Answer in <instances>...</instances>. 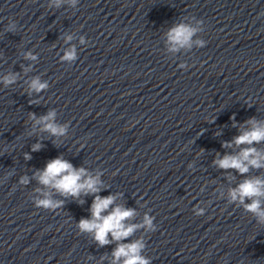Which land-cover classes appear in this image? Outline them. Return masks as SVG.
<instances>
[{"label": "clouds", "instance_id": "9594fccd", "mask_svg": "<svg viewBox=\"0 0 264 264\" xmlns=\"http://www.w3.org/2000/svg\"><path fill=\"white\" fill-rule=\"evenodd\" d=\"M74 5L76 0H70ZM63 0H55V6L60 7ZM16 28L15 21L8 24L7 31L14 32ZM198 29L188 23H179L169 29L167 33L170 51H179L182 48H190L192 46V38L196 35ZM67 40L72 37L68 36ZM83 43V38L81 39ZM199 47H204L205 40L196 41ZM25 59L35 60L36 57L30 52L25 54ZM75 59V49H69L64 53L62 60L72 61ZM183 67V65H181ZM17 75L10 73L0 78L5 86L14 84ZM48 87L47 82H42L39 77H34L29 84V94L31 92L39 93ZM55 111H49L47 115L36 119L35 114H30L35 123L43 125L42 131L49 132L52 136L59 137L66 133V126L57 125L54 122ZM234 119V117H233ZM250 125L247 130H242L241 134L236 136L232 142H225L222 146L231 148L235 145L240 150L235 154H225L213 161V164L222 170H236L239 174L244 175L250 169H264V151L253 147L264 141V122L251 118L246 121ZM241 145L247 147L240 148ZM41 144L37 143L32 146V151H39ZM25 159H31L28 153H25ZM35 178L41 185L51 187L61 196L79 198L81 194H97L100 192L99 185L101 180L99 176L88 174L84 167L75 168L69 161L62 157H56L48 161L42 170H38ZM20 184H27L28 179L21 177ZM39 191V189H37ZM117 197L108 195L101 197L94 195L90 208L91 218H81L77 222V228L81 233L92 234L93 240L101 247L117 242V246L112 252L111 264H151V259L142 255L145 248L143 239H137L131 243H123L128 237L132 236L139 228H145L149 231H156L153 224V217L145 214L141 224H128L126 221L132 219L136 215V210L121 205H114ZM228 199L230 203H238L243 206L244 210L251 213L260 225H264V178L259 176L244 179L236 187L230 188L228 191ZM246 201H250L247 202ZM83 203V201H80ZM63 200H53L49 193H44L43 199H37L34 206L38 209L55 211L62 208ZM111 207V211H109ZM104 213H107L106 215ZM204 209H198L196 216L204 215ZM111 237V239H109Z\"/></svg>", "mask_w": 264, "mask_h": 264}]
</instances>
